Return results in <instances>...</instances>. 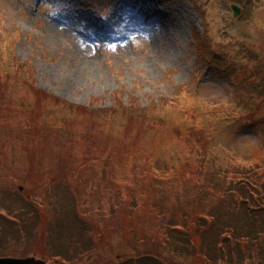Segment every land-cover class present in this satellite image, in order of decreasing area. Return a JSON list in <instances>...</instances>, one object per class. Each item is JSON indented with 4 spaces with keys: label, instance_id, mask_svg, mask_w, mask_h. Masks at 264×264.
<instances>
[{
    "label": "rangeland",
    "instance_id": "374dc122",
    "mask_svg": "<svg viewBox=\"0 0 264 264\" xmlns=\"http://www.w3.org/2000/svg\"><path fill=\"white\" fill-rule=\"evenodd\" d=\"M233 3L241 7L237 17L231 9ZM160 11L169 14L171 19L159 27L150 21V17L160 18ZM137 19L142 20V24ZM206 28L212 38L229 45V56L235 62H241V55L248 60L252 68L250 78L257 79L260 72L259 78L264 79V0L249 3L245 0H110L107 13L103 0H0V56L11 49V54L18 61L28 62L34 69L35 88L77 104L87 106L91 103L93 108L118 107L119 101L126 103L129 100L126 107H131L133 103L141 108L158 106L154 108L158 116L168 111L174 114L178 125H184L189 120L181 111L184 108L181 105L186 104L178 102L179 86L191 84L197 98L187 104H193L199 111L211 114L212 108L224 101L237 109L232 112L231 118L216 123L213 144L216 149L228 150L231 159L238 162L246 155L240 153H246L258 141V129L251 127L240 114L245 112L246 106H237L236 87L231 77L219 66L207 68L200 64L204 60L197 61L193 34H202ZM158 30H169L170 36L162 37ZM106 37L117 39V42H104ZM2 64L3 61H0ZM254 96L260 97L258 93ZM165 98L171 101L162 109L160 105ZM262 98L264 109V95ZM0 100L5 104L12 102L10 97L2 99L0 96ZM175 105L178 107L174 108ZM0 109L3 108L0 106ZM3 116L0 114V121L5 122ZM29 118H33V113H29ZM72 120L79 123L69 124L72 126H69V132L66 128L57 127H66ZM61 122L63 124L55 126L56 134L48 135L49 143L43 144L38 154L29 155L27 159L32 161L36 170L38 160L47 161L51 157V162L42 164V167L55 169L60 179L46 194H50L53 187L59 193L68 188L69 183L77 185L80 189L77 203L82 202L81 207L86 211L108 213L119 208L121 211L131 209L129 207L134 199L130 198L128 191H133L137 200L141 197L139 193L144 191L141 179L136 177L142 167L137 168L133 163L136 149L143 150L144 144L154 136L159 140V136L164 135L161 143L174 141L166 137L172 130L167 124H152V131L146 133L149 124H143L137 118L131 126L117 134L118 142L115 148H111L110 134L104 124L99 129L76 116ZM20 132V126L0 125V141L11 144V155L21 160L23 154L29 153L21 151L22 145L17 141ZM72 132L79 140L75 154L60 157L53 153V150L58 153V147L68 142ZM67 146L71 149L70 144ZM174 148L163 144L158 156L162 150H166L169 156ZM60 158L71 160L59 161ZM30 165L16 160L12 173L25 176L30 171ZM70 166L73 169L71 175L68 173ZM10 173L5 171L4 174ZM8 184L13 185V182ZM43 191L44 186H40L39 193ZM7 192L12 196L17 194L15 188ZM17 201L13 206L0 202V213L15 219V215L20 214L16 207L23 204V208H28L29 204ZM113 221L111 223L118 225L117 221ZM131 224L134 225L126 223L112 229L115 232L111 234L112 248L103 247L99 241L92 243L95 249L91 250L90 242L83 241L76 228L74 233H66L64 242L61 240L53 246L57 252L62 249V253L67 248L76 250L73 254L81 256L80 262L85 264H103L105 257L108 264H117L118 260L128 259V255L143 253L149 248L148 242L140 240L139 233L133 232L132 235V231L141 229L138 224L131 230L127 229ZM123 228L125 235L129 234L127 241L121 232H116L123 231ZM99 230L103 232L107 229L99 228L93 234L98 235Z\"/></svg>",
    "mask_w": 264,
    "mask_h": 264
},
{
    "label": "trees",
    "instance_id": "16d2710c",
    "mask_svg": "<svg viewBox=\"0 0 264 264\" xmlns=\"http://www.w3.org/2000/svg\"><path fill=\"white\" fill-rule=\"evenodd\" d=\"M195 38L200 60L210 64L209 61L219 55L221 64L230 67V76L237 86L234 93L237 106H246L245 112L240 114L249 124L259 129L258 141L246 153H240L246 155L239 158L238 162L231 159L229 151L216 149L213 144L216 123L228 120L234 114L232 112L237 110L226 101L218 103L212 108L213 112L207 114L193 104H187L196 99L191 90L181 86L178 102L186 104L181 105L184 107L181 111L189 120L184 125H178L174 114L168 111L158 116L154 112L158 106L152 109L141 108L133 103L131 107H126L128 104L119 101L118 107H86L35 88L34 71L19 62L10 49L0 56V61H3L0 65V96L2 99L10 97L12 101L5 104L0 100V105H5L0 109L5 121L1 122L23 124L17 141L22 145L21 151L29 153L23 154L21 160L19 157L10 158L11 144L1 142L0 169L11 173L0 175V198L22 202L27 199L36 204L44 203L48 207L46 213V207L34 206L24 210L20 204L17 208L22 211L15 216V222L0 215V256L46 253L45 257L57 259L53 261L54 264H61L64 262L62 252L59 249L57 252L53 245L61 240L64 242L65 232L74 233V228H77L83 241L90 242L91 250L95 249L92 243L99 241L103 247L112 248L111 234L115 233L112 229L133 223L141 229L132 231V235L133 232L139 233L140 240L148 242L149 248L143 253H132L128 259L118 260L117 264H264V109L261 106L264 79L259 78L260 72L257 79L250 78L252 68L248 60L241 57V62L237 63L228 57L225 45L220 41L215 42L208 30L204 37L196 33ZM255 93L260 97L254 96ZM169 101L171 99H163L160 107L163 109ZM29 113H33V118H29ZM8 114L11 116L7 117ZM72 116L94 124L97 128L104 124L106 132L110 134L111 148H115L118 142L117 134L131 126L137 118L143 124H149L146 133L152 131V124H167L172 129L166 137L174 141L161 143L164 135H160L159 140L154 136L144 144L143 150L136 149L133 163L137 168L142 167V174L137 172L136 177L141 179L144 191L139 193V200L133 191H128L130 198L134 199L129 207L131 209L121 211L119 208L111 212L109 210L108 213L86 211L81 207L82 202L77 203L79 187L72 183L69 185V204L65 208L58 204L55 197L49 196L47 203L45 194H38L40 186L48 189L52 184H57L60 175L55 169L42 167V164L51 162V157L47 161L38 160L36 170L27 157L38 154L43 144L49 143L48 135L56 134L55 126L63 124L61 120ZM255 119L258 122L254 123ZM78 123L72 120L66 126ZM72 135L67 143L58 147V153L54 150L53 153L60 157L73 156L79 142ZM67 144L71 145V149ZM163 144L175 147L171 155L168 156L166 150H162L158 156ZM71 159L60 158L59 161ZM16 160L31 164L25 176L18 172L12 173ZM72 172L70 166L69 175ZM65 177H68L67 174ZM10 181L22 183L28 189L19 190L15 184H8ZM13 188L18 189L16 196L7 192ZM62 217H82L86 221L63 230V225L56 221ZM103 217H107L110 222L106 219V223H102ZM134 219L137 222H133ZM113 220L118 225L111 223ZM134 225H128L127 229L131 230ZM97 226H104L107 230H99L98 235L93 234L97 233ZM116 232H121L124 239L128 238L125 228ZM45 235L53 237L47 240V245L44 242ZM73 253L76 250L65 257L74 261L77 257Z\"/></svg>",
    "mask_w": 264,
    "mask_h": 264
},
{
    "label": "water",
    "instance_id": "95a60500",
    "mask_svg": "<svg viewBox=\"0 0 264 264\" xmlns=\"http://www.w3.org/2000/svg\"><path fill=\"white\" fill-rule=\"evenodd\" d=\"M233 9L235 11V15L240 12V9L235 5H233ZM0 264H45V262L42 260H38L33 256L26 258L0 257Z\"/></svg>",
    "mask_w": 264,
    "mask_h": 264
},
{
    "label": "bare ground",
    "instance_id": "6f19581e",
    "mask_svg": "<svg viewBox=\"0 0 264 264\" xmlns=\"http://www.w3.org/2000/svg\"><path fill=\"white\" fill-rule=\"evenodd\" d=\"M170 20L171 17L169 14H166L164 11H160V19L159 18H154L151 19L153 23L158 24L159 27L160 26H164L166 25L167 20ZM139 24H142V20L137 19L136 20ZM160 30H158V33L162 36V34L164 33V31H166V34H164L162 37H166V36H170V33H168L169 30H164L163 32H159Z\"/></svg>",
    "mask_w": 264,
    "mask_h": 264
},
{
    "label": "flooded vegetation",
    "instance_id": "af4514ba",
    "mask_svg": "<svg viewBox=\"0 0 264 264\" xmlns=\"http://www.w3.org/2000/svg\"><path fill=\"white\" fill-rule=\"evenodd\" d=\"M105 261H106V259H105Z\"/></svg>",
    "mask_w": 264,
    "mask_h": 264
}]
</instances>
